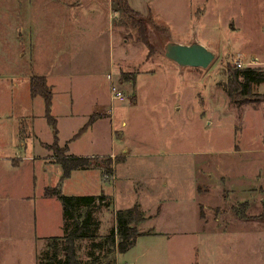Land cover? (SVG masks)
<instances>
[{
    "label": "rangeland",
    "instance_id": "rangeland-1",
    "mask_svg": "<svg viewBox=\"0 0 264 264\" xmlns=\"http://www.w3.org/2000/svg\"><path fill=\"white\" fill-rule=\"evenodd\" d=\"M127 2L147 19L149 46L117 0H27L30 39L11 29L23 0H0V264H38L63 234L60 200L45 194L55 188L105 195L95 237L75 242L82 261L103 257L91 242L137 204L140 235L105 261L264 264V82L239 106L223 90L230 70L264 69V0ZM192 41L213 51L207 68L164 56L167 42ZM36 75L52 90L53 126L30 91ZM62 148L93 165L62 177Z\"/></svg>",
    "mask_w": 264,
    "mask_h": 264
},
{
    "label": "trees",
    "instance_id": "trees-1",
    "mask_svg": "<svg viewBox=\"0 0 264 264\" xmlns=\"http://www.w3.org/2000/svg\"><path fill=\"white\" fill-rule=\"evenodd\" d=\"M117 2L120 6L119 11L121 10L122 15L130 19L131 27L138 33L137 38L149 46L147 19L133 10L127 0H117ZM128 12L133 13V17L127 15ZM228 77L227 85L223 86V90L227 93L229 100L239 106L242 102L250 101L253 85L264 82V69L261 67L233 69L230 70ZM30 90L33 96L39 95L44 99V114L53 126L55 118L49 113L52 92L46 84L45 77L33 76L30 80ZM90 122L91 120L86 122L81 130H84ZM60 150L57 161L62 168V177H69L71 170H85L93 165V160L89 156L64 155L65 148ZM45 194L48 197L56 195L60 200L63 211V234L53 238L54 241L47 245L40 260H37L38 264H102L108 253H124L129 250L140 235L136 229V223L143 220L140 207L134 204L131 208L118 209L114 217L115 226L103 236L100 243L92 241L90 244L93 248L99 245L106 247L103 257H94L89 252L88 260L82 261L76 254L75 242L79 239L95 237L100 222L94 215V209L96 204L104 201L105 195H58L56 188ZM104 264H112V261L107 260Z\"/></svg>",
    "mask_w": 264,
    "mask_h": 264
},
{
    "label": "water",
    "instance_id": "water-1",
    "mask_svg": "<svg viewBox=\"0 0 264 264\" xmlns=\"http://www.w3.org/2000/svg\"><path fill=\"white\" fill-rule=\"evenodd\" d=\"M164 56L182 67L205 69L213 60L214 53L208 47L196 41L189 44L167 42L164 45Z\"/></svg>",
    "mask_w": 264,
    "mask_h": 264
},
{
    "label": "crops",
    "instance_id": "crops-1",
    "mask_svg": "<svg viewBox=\"0 0 264 264\" xmlns=\"http://www.w3.org/2000/svg\"><path fill=\"white\" fill-rule=\"evenodd\" d=\"M14 12H13V15H11L10 17V20L12 21V31L14 28H16L18 31H17V36L18 37H21L22 35H24L25 37H29L30 39V36H29V26L30 23H29V20H24L26 19V17L28 16V5H27V0H23V4H19L18 6H14L13 9H12ZM25 14L27 15L25 18ZM72 21L71 20H63L61 21L60 23V27H61V34L64 35V33L66 32V30H71L70 27H68L69 25H71ZM21 27L23 28V33H21ZM32 30V29H31ZM12 34V33H11ZM11 34H10V38H11ZM72 36V34H67L66 37H70ZM13 44L15 43V41H12ZM79 52L78 54L74 55V57L71 59L72 61L71 62H79L81 61L83 58H84V54ZM18 58H21L18 54H16ZM70 62V63H71ZM46 80V79H45ZM31 91V90H30ZM52 92V90H51ZM52 101V100H51ZM75 155V154H73ZM76 156H79V155H76ZM87 156V155H85ZM83 156V157H85ZM86 170V169H85ZM85 170H78V169H75V170H71L70 171V174L68 176H70L72 173L74 174V172H80V171H85ZM0 245H5V241L0 239ZM3 252H5V249L3 248Z\"/></svg>",
    "mask_w": 264,
    "mask_h": 264
},
{
    "label": "built area",
    "instance_id": "built-area-1",
    "mask_svg": "<svg viewBox=\"0 0 264 264\" xmlns=\"http://www.w3.org/2000/svg\"><path fill=\"white\" fill-rule=\"evenodd\" d=\"M240 65H241L240 63L237 64L238 67ZM107 77L110 78L109 75ZM111 95L113 96V99H116L118 101H122L125 97L115 85L111 87Z\"/></svg>",
    "mask_w": 264,
    "mask_h": 264
}]
</instances>
